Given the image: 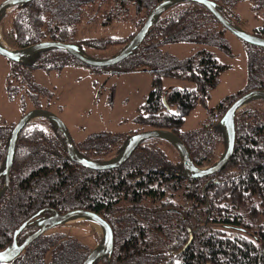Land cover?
<instances>
[{
	"label": "trees",
	"instance_id": "trees-1",
	"mask_svg": "<svg viewBox=\"0 0 264 264\" xmlns=\"http://www.w3.org/2000/svg\"><path fill=\"white\" fill-rule=\"evenodd\" d=\"M162 1L34 0L12 8L4 19L10 22L14 49L57 41L76 45L93 59H108L128 46ZM212 1L236 26L237 15L225 12L226 6L249 1L255 15L264 16V0ZM217 23L204 6L177 3L158 17L142 45L126 60L132 63L130 70L155 74L137 124L149 131L178 135L199 168L214 166L223 156L227 135L221 120L231 105L247 92L264 90V49L246 44L247 89L221 103L198 130L182 133L186 117L199 103L206 104L209 90L217 86L225 67L207 48L185 61L167 55L163 48L182 42L217 45L213 38L223 34L215 30ZM114 25L131 30L118 38L91 36L93 29ZM254 35L264 38V26L255 29ZM72 61L85 66L59 49L35 53L22 63L12 62L10 98L19 96L13 83L20 78L39 107L35 90L27 83L28 73L61 70ZM88 68L99 73L111 67ZM164 77L186 79L195 88L168 92ZM14 127L0 120V173ZM236 130V147L227 166L217 174L194 178L168 140L144 141L122 166L92 171L71 161L63 133L53 123L44 118L30 122L19 135L10 186L0 199V251L40 211H44L41 219L86 210L107 221L115 237L113 254L95 264H264V100H252L238 112ZM137 134L104 132L80 142L72 139L82 158L103 164L119 157ZM4 184L1 178L0 190ZM34 226L21 233L20 243L36 231ZM63 234L42 235L13 263L83 264L92 250Z\"/></svg>",
	"mask_w": 264,
	"mask_h": 264
},
{
	"label": "rangeland",
	"instance_id": "rangeland-1",
	"mask_svg": "<svg viewBox=\"0 0 264 264\" xmlns=\"http://www.w3.org/2000/svg\"><path fill=\"white\" fill-rule=\"evenodd\" d=\"M3 1L5 0H0V4ZM253 9V3L244 1L236 6H226L225 12L235 13L237 15L235 24L241 30L254 34L255 29L264 26V16L258 14L259 18H256L254 15L257 13ZM11 10L12 8H8L4 12L0 22V43L14 49L15 43L9 34L10 22L7 18L4 19ZM143 15H147L145 11ZM214 26L216 31L223 32L222 37L213 38L217 45L182 42L166 45L163 48L167 55L173 56L178 61H185L198 50L207 48L216 61L225 67L217 86L209 90L206 104L199 103L186 117L182 133L198 130L209 120L214 109L229 97L245 91L248 86L249 55L246 43L227 31L219 22ZM128 30L129 28L115 25L99 27L95 31L92 30L91 36L118 38L127 35ZM131 65V62L124 61L96 73L72 61L61 70L50 72L32 70L28 73L27 83L31 86L32 92L35 90L34 93L41 104L37 107L34 100L26 93L20 78L13 83V87L18 89L19 96L14 100L10 98L7 92L8 77L12 73L13 66L12 62L0 55V120L6 125L14 126L29 111L40 108L50 110L60 118L76 142L104 132H147L149 131L147 127L139 126L136 119L153 90L155 74L149 70H130ZM163 87L168 92L174 88L192 90L195 84L183 78L164 77ZM40 119L42 118L33 121ZM53 233H64L65 239L80 241L90 250L100 246L104 238V232L98 225L80 218L59 226L49 234Z\"/></svg>",
	"mask_w": 264,
	"mask_h": 264
},
{
	"label": "water",
	"instance_id": "water-1",
	"mask_svg": "<svg viewBox=\"0 0 264 264\" xmlns=\"http://www.w3.org/2000/svg\"><path fill=\"white\" fill-rule=\"evenodd\" d=\"M33 1L34 0L3 1L0 4V22L4 17V12L8 8H14L19 5H25ZM183 1H189L204 6L227 31H229L230 33L241 39L246 44L264 49V38L256 36L254 34L247 33L241 30L238 26L234 25L219 11L218 5L212 0H163L150 12L143 27L130 41L128 46L115 57L108 59H93L82 53V51L78 46L73 44L57 42V41L40 42L20 50L7 48L6 46H3L0 43V55L10 60L11 62L22 63L24 59L32 56L35 53L49 49H59L68 52L72 57H74L76 60H78L85 66L93 67V68L113 67L128 59L142 45L147 35L149 34L151 28L155 24L156 20L166 9ZM255 99L264 100V90H252L250 92L243 94L227 110V112L225 113V115L221 120V123L224 126L227 135L226 150L223 156L221 157V159L214 166L208 168L197 167L195 163L192 161L189 151L186 145L180 139V137L168 130H151L133 136L129 140L127 147L125 148L123 153L119 157H117L116 159L110 162L102 164V163L90 161L86 158H82L78 154L72 136L70 135L69 131L66 129L65 125L56 114L46 109H35L29 111L23 115V117L15 125L12 131V135L10 138L8 151H7L5 168L0 173V179L1 178L5 179L4 187L0 190V199L5 195V193L7 192L10 186V182H11L10 177L14 165V158H15L19 135L30 122H33V120L44 118L50 121L51 123H53L56 127H58L63 133V136L65 138L68 155L71 161L73 163L81 165L85 169H89L92 171H104V170H112L118 168L123 164H125L132 157V155L138 150L139 146L144 141H147L152 138H161L173 143L174 146L178 149V151L182 156L185 168L192 175V177L205 178L222 171L232 159L234 155V151L236 147V139H237L236 115L250 101ZM43 213L44 211H40L32 218L24 222L14 232L12 244L8 246L6 249L0 251V264L13 263L17 258H19L22 255V253L30 245H32L38 238H40L46 232L52 230L53 228L67 224L68 222H70L75 218L90 220L91 222L98 225L104 232L103 243L89 253L88 257L85 259L83 264H95L100 259L107 256H111L113 254L114 246H115V237H114L113 229L110 226V224L99 215L86 210H74L64 215L55 213L50 217L40 219L39 217ZM34 224L38 227V229L32 235L27 237L24 242L20 244L19 237L21 233Z\"/></svg>",
	"mask_w": 264,
	"mask_h": 264
},
{
	"label": "flooded vegetation",
	"instance_id": "flooded-vegetation-1",
	"mask_svg": "<svg viewBox=\"0 0 264 264\" xmlns=\"http://www.w3.org/2000/svg\"><path fill=\"white\" fill-rule=\"evenodd\" d=\"M50 216H52V215H50ZM50 216H47V217H50ZM47 217H44V218H47ZM42 219H43V218H42ZM34 225H35V224H34ZM34 227H36V228L38 229V227H37L36 225H35ZM57 228H58V227L53 228L52 230H50V231H48V232H46V233L49 234V232H52V231H54V230L57 229ZM37 229H36V230H37ZM46 233H45V234H46ZM32 234H33V233H32ZM32 234H31V235H32ZM19 243H20V242H19ZM20 244H21V243H20ZM114 248H115V246H114ZM94 249H95V248H94Z\"/></svg>",
	"mask_w": 264,
	"mask_h": 264
},
{
	"label": "crops",
	"instance_id": "crops-1",
	"mask_svg": "<svg viewBox=\"0 0 264 264\" xmlns=\"http://www.w3.org/2000/svg\"><path fill=\"white\" fill-rule=\"evenodd\" d=\"M256 18H259V17H257L256 15H254ZM131 29L129 28V30L128 31H130Z\"/></svg>",
	"mask_w": 264,
	"mask_h": 264
},
{
	"label": "bare ground",
	"instance_id": "bare-ground-1",
	"mask_svg": "<svg viewBox=\"0 0 264 264\" xmlns=\"http://www.w3.org/2000/svg\"><path fill=\"white\" fill-rule=\"evenodd\" d=\"M126 60H127V59H126ZM126 60H125V61H126ZM9 61H10V60H9ZM123 62H124V61H123ZM38 239H39V238H38Z\"/></svg>",
	"mask_w": 264,
	"mask_h": 264
}]
</instances>
